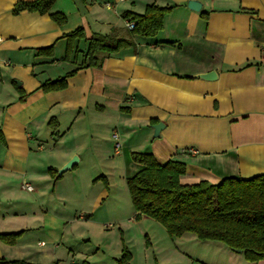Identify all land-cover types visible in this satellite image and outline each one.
<instances>
[{"label":"crops","instance_id":"crops-1","mask_svg":"<svg viewBox=\"0 0 264 264\" xmlns=\"http://www.w3.org/2000/svg\"><path fill=\"white\" fill-rule=\"evenodd\" d=\"M21 1L35 0H0V261L66 264L72 257L67 225L93 219L81 213L70 221L63 203L85 200L76 182L89 185L96 177L86 174L88 154L105 151L112 169L124 171L127 180L142 169L133 163L134 152L152 154L161 165L184 163L183 185L264 174V0H197V13L179 6L190 0H56L45 15H16ZM151 5L174 7L156 37L135 36V49L112 55L101 69L79 70L64 91H39L46 81L81 67L94 35L115 29L125 34L133 21L124 15H143ZM54 14L67 23L54 22ZM78 29L84 39L63 61V37ZM50 46L54 58L39 55L38 49ZM61 63L59 75L51 77ZM211 72L215 80L197 78ZM160 123L165 128L154 139L153 126ZM75 156L79 163L59 176L57 170ZM106 179L110 189L100 188L94 204L111 194L112 175ZM18 233L16 244L1 238ZM167 235L151 248L171 251L168 264H264L191 233Z\"/></svg>","mask_w":264,"mask_h":264},{"label":"trees","instance_id":"trees-1","mask_svg":"<svg viewBox=\"0 0 264 264\" xmlns=\"http://www.w3.org/2000/svg\"><path fill=\"white\" fill-rule=\"evenodd\" d=\"M56 0L19 2L14 14L22 12L47 14ZM174 7L160 8L151 5L145 14L126 13L124 19L135 22L134 30L125 34L115 29L109 35H94L88 40V48L79 69L57 80L43 83L39 91L52 93L68 88V80L79 70L101 69L106 59L127 49H135V36L154 38L164 29L165 17ZM206 17L205 13H202ZM59 25L67 23L62 14L52 15ZM67 40V52L63 61L71 60L76 41L84 39V30L78 29L63 37ZM168 46H174L171 42ZM40 56L54 58L55 46L38 49ZM79 53L76 51V54ZM21 99L26 94L17 86ZM55 127L54 129H56ZM0 141L5 143L0 131ZM133 163L142 169L128 179L132 204L137 221L147 216L165 227L170 237H182L186 233L196 235L201 241H215L227 245L233 252H243L247 261L264 259V174L251 178H227L218 184L202 181L195 185H183L182 177L187 174L184 163L170 161L161 165L152 154H131ZM51 170V173H55ZM23 233L2 236L8 244H16ZM132 255L127 248L119 264H130ZM0 264H8L0 261ZM12 264H18L13 262Z\"/></svg>","mask_w":264,"mask_h":264},{"label":"rangeland","instance_id":"rangeland-1","mask_svg":"<svg viewBox=\"0 0 264 264\" xmlns=\"http://www.w3.org/2000/svg\"><path fill=\"white\" fill-rule=\"evenodd\" d=\"M63 66L64 64L61 63L52 69L50 76L59 75ZM105 135L107 136V134ZM103 139L107 140V138ZM106 154L105 151L88 154L87 165L89 168L85 169L86 174L88 177H96L89 185L85 181L76 182V186L81 187L86 193L85 200L81 202L78 196L66 200L64 205L62 204L70 221L76 219L77 215L81 213H87L93 219L91 222H78V227H74L76 224L67 225L66 243L72 247L75 254L72 253L70 259H65L66 264H71L72 261H76L77 264H119L118 261L123 256L124 248L130 250L131 255L133 254L132 264H156L157 260L162 264H168L167 260H169L172 252L162 253V250L158 249L164 244L165 236H168L165 227L152 219L142 222L135 219L125 172L122 171L121 174L118 167L113 170L112 168L115 166L112 165L113 163L111 164L112 159ZM108 175H112L111 181H113L111 194L106 196L104 201L99 202L98 205L94 204L93 196L99 194L100 188L110 189L108 179H106ZM69 178L65 181H69ZM69 183L71 185V182ZM97 183L98 186H96ZM154 242L158 250L151 248V243Z\"/></svg>","mask_w":264,"mask_h":264},{"label":"water","instance_id":"water-1","mask_svg":"<svg viewBox=\"0 0 264 264\" xmlns=\"http://www.w3.org/2000/svg\"><path fill=\"white\" fill-rule=\"evenodd\" d=\"M179 6L183 7H188L190 10L197 12H200L202 9V4L199 1L195 0H190V1H185L179 3ZM197 78L200 79H206V80H215L217 78V75L215 72H211L209 74H203V75H198ZM165 128V125L163 123L157 124L153 126L154 129V135L153 138H159L162 130ZM79 163V158L74 157L72 160H70L65 167L63 166L61 169L57 170L59 176H62L64 173H67L69 171H72L74 166ZM240 253V251H239Z\"/></svg>","mask_w":264,"mask_h":264},{"label":"built area","instance_id":"built-area-1","mask_svg":"<svg viewBox=\"0 0 264 264\" xmlns=\"http://www.w3.org/2000/svg\"><path fill=\"white\" fill-rule=\"evenodd\" d=\"M127 28H128L129 30H134V29H135V22H128V23H127ZM114 138L117 139L118 136L115 135ZM120 149H121V145H120L119 143H117V144H116V150L119 151ZM25 186H27L29 189H31V186H30V185H25Z\"/></svg>","mask_w":264,"mask_h":264}]
</instances>
